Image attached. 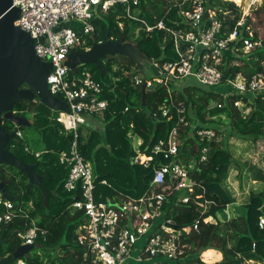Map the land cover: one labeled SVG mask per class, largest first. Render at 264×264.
<instances>
[{
  "label": "trees",
  "instance_id": "trees-1",
  "mask_svg": "<svg viewBox=\"0 0 264 264\" xmlns=\"http://www.w3.org/2000/svg\"><path fill=\"white\" fill-rule=\"evenodd\" d=\"M179 1L139 0L136 7L131 6L129 13L126 4L115 2L93 20L95 32L91 38L88 37V46L92 41L104 42L108 35L113 41H133L149 64L157 62L162 65L172 61L176 57L170 36L160 29L147 32L142 21L154 24L163 20L169 27L189 29L181 22ZM204 6L206 20L208 9L219 7L231 10L232 17L225 22V29H231L241 14L232 0H204ZM257 35L254 29L253 39ZM261 38L260 47L243 51L239 48L241 44H237L236 51L224 55V65L219 66L223 80L233 79L237 74L249 79L263 68L264 37ZM114 56L101 59V67L94 63L78 66V70L87 69L88 65L93 67L87 70L101 85V96L108 100V107L103 112L104 132L113 133L108 140L105 134L100 136V127L78 128L77 147L80 154L91 162L95 176V198L121 202L126 197H139L150 190L152 169L133 162L136 152L129 133L142 140L138 148L148 154L158 140L167 138L170 129L177 123V109L184 107V116L191 126H180L178 129L179 153L174 161L188 168L185 183L192 184L194 190L186 203L181 199L190 192L186 188L176 190L163 207L166 215L172 212L178 227L192 225L198 220V231L189 229L183 237L190 258L183 263L171 264H242L246 259L264 256V227L259 228L257 224L264 205V191H250L247 201L240 205L241 212L233 219L226 220L224 210L233 197L223 185L230 165L237 167L238 179L241 171L247 169L251 180L264 183V170L234 158L228 142L231 138H242L255 144L264 141V93L232 94L224 98L222 91L200 86L195 81H186L182 87H178L171 80L167 85L146 87L143 101L142 85L132 82V75L140 73L136 60L123 53ZM239 98L244 103L241 108L233 104ZM218 103L222 106L218 107ZM245 107L250 108L247 113L243 111ZM164 108L167 109L165 115L162 114ZM12 111L26 118L29 127L37 130V142L43 148L35 156L25 150L27 141L15 136L8 141L5 149L13 148L14 155L20 160L34 164L41 184L29 185L22 171L4 164L17 169L16 173H10L0 164V180L6 181L5 195L0 193L11 198L16 205L21 204L27 214L26 217L17 216L1 227L0 238L3 243L7 242V246L5 249L1 246L0 252L2 255L12 253L20 245L17 232L26 229L34 219L39 227L46 229V238L36 242L34 254L28 252L21 260L29 264H78L84 251V245L78 241V228L85 222V217L82 209L71 206L80 197V192L79 189L68 192L63 188L68 169L58 161V153L70 147L73 133L55 120L56 110L39 100L17 101ZM221 113H227L231 118L227 127L214 120V116ZM2 126L7 131H13L15 127L21 130L26 128L9 120H4ZM201 128L212 129L215 137L201 139L195 131ZM203 147L207 148L206 160L198 162ZM192 160L196 164L189 167ZM162 161L161 157H155V165ZM196 195L201 197L196 198ZM218 214L224 221L216 217ZM211 248L214 251L208 250ZM56 249L59 253H55ZM220 255L222 257L217 262ZM145 264L161 263L149 261Z\"/></svg>",
  "mask_w": 264,
  "mask_h": 264
},
{
  "label": "built area",
  "instance_id": "built-area-1",
  "mask_svg": "<svg viewBox=\"0 0 264 264\" xmlns=\"http://www.w3.org/2000/svg\"><path fill=\"white\" fill-rule=\"evenodd\" d=\"M115 2L126 4L129 13L131 6L136 7L139 0H11L12 6L19 10L14 24L34 39L37 56L51 64L46 79L49 93L67 105V110H56L55 120L73 133L70 147L58 153V161L68 169L63 188L68 192L77 189L80 192V197L71 206L82 209L85 217V222L78 228V241L84 245L78 264L183 263L190 258L183 237L189 229L198 231V220L192 225L178 227L172 212L166 215L163 206L176 190L186 188L190 192L181 199L183 203L189 201L194 190L192 184L185 183L188 168L174 161L179 153L178 129L180 126H191L184 116L185 108L177 109V123L166 139H160L152 146L150 153L134 148L136 155L133 162L152 169L150 190L139 197H126L121 202L97 200L91 162L80 154L77 147L78 128L87 125V116L103 113L108 107V100L101 96V85L87 69L78 70V65L77 71L73 72L63 64V59L72 50L90 47L88 37L91 38L95 32L93 20ZM178 6L181 22L189 29L169 27L163 20L154 24L142 21L147 32L160 29L170 36L176 58L162 65L151 62L150 65H154L159 74L152 73L150 78L140 73L132 75L133 84L145 85L146 89L153 84L161 86L171 80L186 79L204 87L223 85L227 88V92H221L224 98L232 94L264 93V66L249 79L237 74L233 79L223 80L222 69L219 68L224 65V55L236 51L237 44H241L239 48L243 51L261 46L262 38L257 35L253 39V26L247 17L241 12L232 28L225 29V22L232 17L231 10L219 7L208 9L206 20L204 0H180ZM36 100L38 98L32 101ZM239 102L244 105L239 98L234 101V106L237 107ZM217 106L222 105L218 103ZM166 113L164 108L162 114ZM13 131L14 137L25 138L20 128L15 127ZM195 131L201 139L215 137L212 129ZM25 150L31 152L27 143ZM200 152L198 162L206 160L207 148H201ZM31 153L38 156L41 151ZM155 157H161L163 161L155 165ZM195 164L192 160L188 166ZM102 183L105 184V180ZM195 197L200 198L201 195ZM20 215L27 216L21 204L16 205L0 193V229ZM257 224L259 228L264 227V205ZM46 234V229L32 219L26 229L17 232V237L20 245H35L39 239L44 240ZM14 263L27 264L21 259H16ZM242 264H264V256L246 259Z\"/></svg>",
  "mask_w": 264,
  "mask_h": 264
},
{
  "label": "water",
  "instance_id": "water-1",
  "mask_svg": "<svg viewBox=\"0 0 264 264\" xmlns=\"http://www.w3.org/2000/svg\"><path fill=\"white\" fill-rule=\"evenodd\" d=\"M19 15L17 7L12 6L11 0H0V164H6L22 171L28 184H41V177L36 173L34 164L20 160L13 153V148L5 149L8 141L14 137V131L3 128L2 122L9 120L16 125L28 126L29 121L12 111L15 102L20 100L32 101L38 98L40 102L53 110H67V105L60 98L49 93L47 76L51 70L49 62L42 61L34 50V39L14 24ZM42 40V38H41ZM129 41L111 40L106 35L104 42L92 41L86 50H72L63 59L70 70L76 72L78 65L94 63L101 67V59L109 55L124 53ZM133 57V56H131ZM150 71L158 75L154 65ZM142 100L145 97V85H142ZM4 179L0 180V192L5 195ZM11 199V198H9ZM12 200V199H11ZM0 238V251L2 245ZM35 245H18L9 254L1 255L0 264H12L21 259Z\"/></svg>",
  "mask_w": 264,
  "mask_h": 264
},
{
  "label": "rangeland",
  "instance_id": "rangeland-1",
  "mask_svg": "<svg viewBox=\"0 0 264 264\" xmlns=\"http://www.w3.org/2000/svg\"><path fill=\"white\" fill-rule=\"evenodd\" d=\"M241 10L242 14H244L247 17V21L251 23L252 29L257 31V34L261 35V37H264V0H232ZM128 46L124 47V53L123 55L125 56H133V58L136 60V64L138 66V71L140 74L145 75L146 77L150 78L153 74L149 71L150 64L148 63L149 61L144 58V56L141 54L139 49L136 47V44L133 41L128 42ZM117 55V54H114ZM114 55H109V56H114ZM113 58V57H112ZM114 58H117V56H114ZM88 70L93 69L91 65L87 66ZM97 73V71L95 70ZM239 76V75H238ZM186 79L181 80V81H176L178 87H182L183 83H185ZM214 89H218L222 91V93L227 92V88L222 85H217L214 87ZM237 107H243L244 105L239 102L236 104ZM250 108L245 107L243 109L244 113H247ZM87 122L89 121L91 123L90 128H94L95 126L100 127L98 132L100 136L102 137L104 134L106 138L109 140L110 137L113 136V133L108 132L107 134L104 132L105 128V119H104V114H98V115H93V116H87ZM214 120L216 123H219L221 126H228L230 123V116L227 113H221V114H216L214 116ZM26 126V128L22 129L23 134H27L31 138H29V141L26 142L30 149L31 152H40L41 146H39L40 142H37L38 140V132L37 130L30 128ZM86 129V127H83ZM24 141H27L28 138H23ZM229 149L230 153L233 155L234 158H236L238 161L245 162L247 165L250 166H256L264 170V141H259L256 144L255 143H250L247 140H243L242 138H231L229 141ZM111 144V141H109ZM8 172L10 173H16L17 169H13L11 167H8L6 165H2ZM227 176L223 180V185L228 189L229 193L232 195L233 200L231 203L227 204V209L228 211H231V208L237 209L240 208L241 204L245 203L247 194L250 191H264V183L258 182L251 180L248 177V170L243 169L241 171L240 177L238 179L237 173L238 169L234 165H230L227 171ZM106 184V182H105ZM240 185V186H239ZM230 206V207H229ZM229 207V209H228ZM239 212H235V210L232 212L233 216H229V213H226V216L228 215L229 217L232 218H227L226 220L233 219L236 217ZM218 219L220 221H224V219L221 218L220 215H217ZM213 220V219H212ZM216 221V220H215ZM1 245L4 249L7 246V242L3 243ZM31 254H34L36 252V248H33L29 251ZM59 253V251L56 249L55 253ZM25 262V261H24ZM13 264L14 261L12 262ZM26 263V262H25ZM29 264V263H27Z\"/></svg>",
  "mask_w": 264,
  "mask_h": 264
},
{
  "label": "crops",
  "instance_id": "crops-1",
  "mask_svg": "<svg viewBox=\"0 0 264 264\" xmlns=\"http://www.w3.org/2000/svg\"><path fill=\"white\" fill-rule=\"evenodd\" d=\"M90 125H91V123L88 121L87 122V125H85V127H90ZM129 136L131 137V139H132V145H133V148H137L138 146H139V144L141 143V139L137 136V135H134V134H132V133H129ZM39 146H41L42 148H43V145L40 143L39 144ZM40 150H42V149H40ZM246 199H247V197H246ZM230 207V206H229ZM229 207H228V209H229ZM241 208V207H240ZM240 208H237V209H234V208H231V211H228V210H224L225 211V213H229V216H233L232 215V212L235 210V212H239L240 210ZM226 209H227V206H226ZM241 212V211H240ZM219 215V214H218ZM228 215L226 216L227 218H232V217H229ZM222 218V217H221ZM223 219V218H222ZM208 250H212V251H214V249L213 248H211V249H208ZM207 251V250H206ZM221 254V253H220ZM221 255H220V257H219V259L217 260V262L221 259Z\"/></svg>",
  "mask_w": 264,
  "mask_h": 264
},
{
  "label": "bare ground",
  "instance_id": "bare-ground-1",
  "mask_svg": "<svg viewBox=\"0 0 264 264\" xmlns=\"http://www.w3.org/2000/svg\"><path fill=\"white\" fill-rule=\"evenodd\" d=\"M26 138H28L27 142L29 141V138H31L30 136H28L27 134H25ZM30 147V146H29Z\"/></svg>",
  "mask_w": 264,
  "mask_h": 264
},
{
  "label": "clouds",
  "instance_id": "clouds-1",
  "mask_svg": "<svg viewBox=\"0 0 264 264\" xmlns=\"http://www.w3.org/2000/svg\"><path fill=\"white\" fill-rule=\"evenodd\" d=\"M7 198V197H6Z\"/></svg>",
  "mask_w": 264,
  "mask_h": 264
},
{
  "label": "flooded vegetation",
  "instance_id": "flooded-vegetation-1",
  "mask_svg": "<svg viewBox=\"0 0 264 264\" xmlns=\"http://www.w3.org/2000/svg\"><path fill=\"white\" fill-rule=\"evenodd\" d=\"M2 255V254H1Z\"/></svg>",
  "mask_w": 264,
  "mask_h": 264
}]
</instances>
